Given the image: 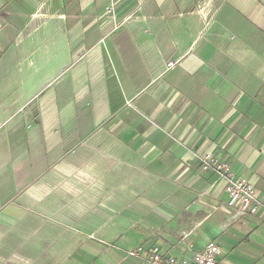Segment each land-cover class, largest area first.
I'll return each mask as SVG.
<instances>
[{
    "label": "crops",
    "instance_id": "0c3cea01",
    "mask_svg": "<svg viewBox=\"0 0 264 264\" xmlns=\"http://www.w3.org/2000/svg\"><path fill=\"white\" fill-rule=\"evenodd\" d=\"M198 2L0 0V264H264L197 160L264 203V0Z\"/></svg>",
    "mask_w": 264,
    "mask_h": 264
},
{
    "label": "built area",
    "instance_id": "2783aa9c",
    "mask_svg": "<svg viewBox=\"0 0 264 264\" xmlns=\"http://www.w3.org/2000/svg\"><path fill=\"white\" fill-rule=\"evenodd\" d=\"M113 8L114 6L109 4L105 7V12L112 14ZM172 65L173 63L167 64V67ZM197 160L201 171L212 172L224 180V191L229 207L250 215L264 213V203L256 197L252 185L247 180L234 176L225 163L217 160L211 154L197 156ZM127 256L137 259L139 264H217L220 248L215 242H208L202 251L195 253L187 260H177L166 253H162L156 245L148 248L139 246L128 251Z\"/></svg>",
    "mask_w": 264,
    "mask_h": 264
},
{
    "label": "rangeland",
    "instance_id": "374dc122",
    "mask_svg": "<svg viewBox=\"0 0 264 264\" xmlns=\"http://www.w3.org/2000/svg\"><path fill=\"white\" fill-rule=\"evenodd\" d=\"M207 0H199V4H198V7H200L201 5H203Z\"/></svg>",
    "mask_w": 264,
    "mask_h": 264
}]
</instances>
